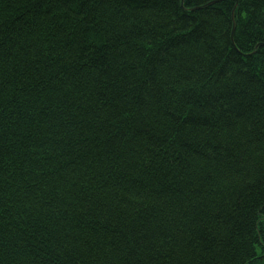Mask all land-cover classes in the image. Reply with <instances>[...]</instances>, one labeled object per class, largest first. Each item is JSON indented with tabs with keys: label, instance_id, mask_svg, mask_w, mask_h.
Listing matches in <instances>:
<instances>
[{
	"label": "trees",
	"instance_id": "1",
	"mask_svg": "<svg viewBox=\"0 0 264 264\" xmlns=\"http://www.w3.org/2000/svg\"><path fill=\"white\" fill-rule=\"evenodd\" d=\"M0 264H264V0H0Z\"/></svg>",
	"mask_w": 264,
	"mask_h": 264
}]
</instances>
